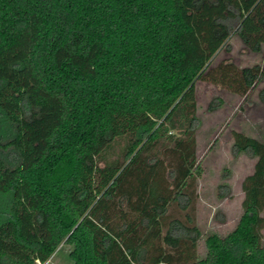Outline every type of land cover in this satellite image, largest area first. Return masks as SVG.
Wrapping results in <instances>:
<instances>
[{
    "label": "trees",
    "instance_id": "trees-1",
    "mask_svg": "<svg viewBox=\"0 0 264 264\" xmlns=\"http://www.w3.org/2000/svg\"><path fill=\"white\" fill-rule=\"evenodd\" d=\"M231 30L260 52L264 0H0V264H264V142L235 130L241 213L196 251L194 84L264 106V52L210 65Z\"/></svg>",
    "mask_w": 264,
    "mask_h": 264
},
{
    "label": "rangeland",
    "instance_id": "rangeland-1",
    "mask_svg": "<svg viewBox=\"0 0 264 264\" xmlns=\"http://www.w3.org/2000/svg\"><path fill=\"white\" fill-rule=\"evenodd\" d=\"M211 27L206 22L196 28L194 37L206 32ZM228 51L218 50L210 61L215 65L220 60H227L236 66L260 64L264 45L258 53H252L244 48L234 30L227 38ZM260 85V84H259ZM262 85V84H261ZM196 116L198 125L195 130L196 159L200 162V175L196 182L197 200L195 205V224L200 237L197 241V254H203L202 242L208 233L223 235L235 224L241 213L242 192L240 182L251 172L254 158L231 152V130L240 131L256 137L264 142V106L261 105L251 90L244 98L227 90L204 81L195 84ZM221 100L213 110L207 109L209 101ZM124 141L118 140L107 153L106 158H119L120 148ZM227 185L223 196H218V185ZM264 216V210L262 212ZM262 245L264 246V229L262 230ZM68 246H61L45 264H70L66 257Z\"/></svg>",
    "mask_w": 264,
    "mask_h": 264
}]
</instances>
